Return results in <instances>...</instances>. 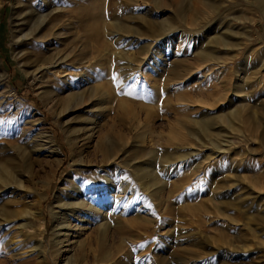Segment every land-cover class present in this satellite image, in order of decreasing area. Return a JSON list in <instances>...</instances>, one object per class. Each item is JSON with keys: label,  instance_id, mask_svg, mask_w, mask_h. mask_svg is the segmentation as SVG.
<instances>
[{"label": "rangeland", "instance_id": "1", "mask_svg": "<svg viewBox=\"0 0 264 264\" xmlns=\"http://www.w3.org/2000/svg\"><path fill=\"white\" fill-rule=\"evenodd\" d=\"M258 3L0 0V264H264Z\"/></svg>", "mask_w": 264, "mask_h": 264}, {"label": "bare ground", "instance_id": "2", "mask_svg": "<svg viewBox=\"0 0 264 264\" xmlns=\"http://www.w3.org/2000/svg\"><path fill=\"white\" fill-rule=\"evenodd\" d=\"M259 3V8H261V11L262 12H264V3L263 4H261L260 2L261 1H263L264 2V0H257ZM158 7V6H157ZM263 14V13H262ZM42 15V14H41ZM44 20V19H43ZM119 29V28H118ZM121 30V29H120ZM30 31V30H29ZM125 31H131V32H134V33H136V34H138L139 32L137 31V30H134V29H131V30H128V29H126ZM122 36V34L119 32L118 33V37H121ZM225 44V43H224ZM122 50L123 51H125L126 52V50H125V47H123L122 48ZM206 54V53H205ZM204 54V55H205ZM40 66V65H39ZM41 67V66H40ZM169 74V73H168ZM172 74V73H171ZM237 104V103H236ZM244 108V105H239V106H237V107H233L232 108V110L229 112V116L230 117H237V116H239V114L241 113V111H242V109ZM229 116H227V117H225V118H223L224 119V121L225 122H227V123H230L228 120H226V119H228V117ZM251 130V129H250ZM99 163V162H98ZM82 193H84V192H82ZM77 199V198H76ZM83 200H78V201H76L75 203H71V204H73V205H75L76 207L77 206H80V205H82L83 204ZM65 205H70V204H65ZM26 213L27 214H29V215H31L32 213H34V212H32L31 210H26ZM33 215V214H32ZM72 217H69L67 214L65 215V216H62V217H59V218H55L56 219V224H55V227L56 228H59L61 231V237L63 236L64 237V240H62V239H60V234H58V235H56V237H53L54 239V241H53V244H54V246H56V248H55V254L58 256V257H62L63 256V258L61 259V264H78V262L80 261V260H82V259H84V258H82L84 255H86L87 253H86V248H89V245L87 244V247H85L86 246V243H79V245H78V247H77V250L74 252V253H69V251H67V250H63L62 251V249H61V244H62V242L63 241H66V240H68L67 238H68V236H69V230H70V227H71V219ZM43 227V225H42V221H40L39 222V228H42ZM84 227V226H83ZM59 229H58V231H59ZM63 231V232H62ZM82 242V241H81ZM85 248V249H84ZM43 248H42V243H41V241H38L35 245H34V252L36 253V254H38V256H40V257H42V259L45 261V257H44V249L42 250ZM90 249V248H89ZM78 253H81V254H83L82 255V257L80 258V256H78L77 254ZM86 257V256H85ZM86 260V259H85ZM84 260V261H85ZM82 262V264H86V261L85 262Z\"/></svg>", "mask_w": 264, "mask_h": 264}]
</instances>
